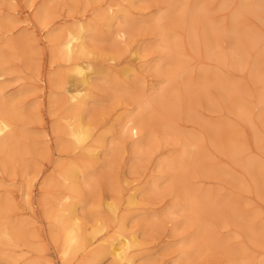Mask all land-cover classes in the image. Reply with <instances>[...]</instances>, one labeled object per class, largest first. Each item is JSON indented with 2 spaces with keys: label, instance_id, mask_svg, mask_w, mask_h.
I'll use <instances>...</instances> for the list:
<instances>
[{
  "label": "bare ground",
  "instance_id": "6f19581e",
  "mask_svg": "<svg viewBox=\"0 0 264 264\" xmlns=\"http://www.w3.org/2000/svg\"><path fill=\"white\" fill-rule=\"evenodd\" d=\"M124 1L130 2V4L135 2V0ZM169 1L172 2L171 0ZM207 1L208 0H195L191 2L190 0H175L171 3L175 11L167 16L169 21L167 20L164 22L165 16L158 17L154 22L147 20L141 21V25L150 28L155 27L154 29L158 28L159 32L162 34L161 42L154 48L164 52L169 63L173 67L172 72L174 73V78L170 80L169 88L167 87L157 98H153L156 93L150 96L152 99L147 101L143 99L144 93L135 95L134 97L132 96L134 101L140 103H138L137 106L139 109L137 113L131 114L130 105H125L123 108L117 109L120 115H122V121L125 122V125L121 131L114 134L112 126L99 132L101 128L98 126L97 122L90 118L88 119L87 116L89 104L95 101L92 92L96 87L98 88L97 80L100 76L108 77L105 66L98 67L92 56L100 55L99 57H107L108 61L112 63L118 59L117 56L110 55L111 53L104 52L106 54H97L93 50L92 46H94V44L91 39H89V34L97 32L99 23L95 21L94 18L90 19L88 15L83 14L80 17L74 18V22L69 26L50 29L51 22H47L46 20L49 17L47 7H41L39 10L37 9L38 11L33 15L30 9L31 7L26 5L23 7L18 4L22 2V0H10L13 12L6 17L7 20L12 16H16L17 19H10V21L19 20L21 23H25L26 26L32 28V36L26 34L25 44L24 41H16L17 39L15 40L11 37V29H6V27L3 29L0 23V31H3L2 34H5L2 37L4 42L3 45L5 46L3 48H8L6 51H10L13 54L19 49L20 45L24 44L26 46L27 40L36 42L37 46L40 45V42H44L48 43L47 45L51 53L52 61H61L63 63V68L59 73L53 72L50 74L37 75L35 81L41 87L43 92L42 97L47 93L46 89L50 93V96H48L50 107H60L63 109L61 116H59V123L53 127V132L58 131L63 135V138H60L58 141V147L71 152L79 151L81 154L67 161L56 162L55 165L59 168L60 172L57 176L50 175L44 177L42 169H33L35 173L31 176L33 177L35 174V178L33 177L32 181L42 180L39 199L34 200L32 198L36 190L34 189V184H32L31 179L27 183L25 192L18 194L19 200L15 197L13 189L9 188L11 187V185H8L9 182L0 179V248H4V251L0 249V259L4 258L11 264H19V262L23 264H57L55 259V256H57L63 264H69V260H71L70 264H105L110 259L111 264H146L150 256L155 254L146 255L139 251L138 247L142 243L141 236L143 232L140 233L136 229H128L130 212L132 209L135 211L137 207L144 203V200L147 198L149 199L151 197L149 196L151 191L155 192L160 189L161 183L159 181L162 178L161 173L165 170V181L163 182H168L169 187L177 186L175 187L177 193L183 196L185 201H187L180 209V213L184 214L183 216L187 222H197L199 225L200 233L193 238L191 242L196 243L198 240L201 242L200 244L198 243L197 249L195 248L196 250H194L193 255L195 259L186 264L221 263V260L224 258V253L219 250L215 244L210 242V237L215 234V231L212 229L215 225L212 224L211 226L208 224L206 220L202 218V214L206 212L214 215L218 211L217 209L225 207L222 209H226V215L236 216L239 212L237 208L239 207L237 206V202L239 201L236 199L221 198V196L220 199H216V197H218L216 193H213L209 189L205 190L201 188L200 186H202V184L195 183L194 179L202 172L214 175L212 177H219L222 174L225 176L226 169L217 166L221 165L222 162L216 165L215 160H213L211 157L212 155H210V152L213 153V150L215 152L214 155H216L217 152L215 150L217 149L218 152H222V154L225 155L227 164L241 165L244 172L252 174L257 184L261 185L264 189L263 164L259 161L257 156L256 158L254 157L256 150L264 149V144L262 142L264 136L260 134V131L257 132L252 128L250 136L246 134L245 127L247 125L251 127L255 124L251 118L250 110H248V114L246 110H244L245 102L243 97L246 91L242 85L243 83L235 81L233 77L224 79L217 72L215 77L208 78L209 75L206 72L199 71L198 75H194V77L197 75V79H194L191 75L193 74V69H191L188 54H190V51H194L204 58L211 59V57L217 56L216 58L219 62H226V59L222 58V54L215 49L216 46H218L220 34L223 33L232 35L238 41V47L241 46L239 48L241 52L233 54L231 57L232 60L238 59L242 55L244 57V53L246 55L248 53L251 54L263 43V32L256 30V28L254 29L252 26H248L249 24L247 23L244 24L245 20L243 21L241 18L247 12H252L258 17H262V12L260 13L259 9H264V3L242 0L231 20L219 24V21H214L213 18L208 15V9L206 7ZM8 13L6 14L8 15ZM101 16L105 20L104 26L107 27L109 32H113L116 38L120 36L124 38L125 41L126 38L129 39L127 35H129V31L132 29L133 25L123 21L125 19L127 20L128 17V10L125 7L115 3H109L103 11L98 12L96 17ZM186 17H189V19H185ZM38 23L43 25L40 30L36 28ZM178 23L188 27L187 37L184 40L180 38L179 32L176 29V27L179 26ZM113 28L115 30H113ZM45 29L48 30L47 35L43 32ZM199 38L202 39L201 42L208 54L205 53V51L200 52L201 42ZM36 45L33 46V48L36 49ZM26 47L28 50H32V46ZM261 47V51L257 50L260 52L257 61L259 65H264L263 45ZM147 49V47L139 45L131 50V53L135 60L144 62V50ZM6 51L0 49V93L4 89L2 79L5 78L8 71L5 65L7 56ZM148 65V67H150V64ZM125 69L127 71L132 70L133 65L128 64ZM49 70H51V68H49ZM256 79L259 81L258 85H260L262 80L259 77H256ZM149 82L150 79H143L144 84L148 83L145 85L143 84V91L145 88L146 90L147 88H153V86H149ZM212 83L222 90V95L227 101L234 102L238 100L240 103L239 109L241 111L239 112L240 116L237 126L233 127L229 125L230 128H232L231 130L225 128V125L217 124L214 126L215 130L211 131L214 139L225 138L229 143H224L222 139H215L219 140V143L217 141L212 142L211 140L214 144L211 143V146H215L216 148L214 149L210 146L213 149L211 151L209 148L207 149L204 145L198 143V137L196 135L192 136V134L185 133L184 137L189 143L184 154L178 160L176 157L175 159L167 157L166 160L159 161L153 173L144 180L143 185H140V183L135 180L137 178H135L131 184H129V187L125 188L126 191L124 192V187L120 181H113L112 178L114 177H112L110 181L113 187V195H111V198L104 200L106 208L105 211L101 213L99 209L101 210L103 206V199L92 198V201L94 200L92 202L86 194L88 191L90 192V187L94 180V172L90 170V167L96 166L100 162L103 164V161L106 165H110L114 161L116 162V160L118 161V156L125 151V147H123L122 144L126 138L133 137L138 139L146 136L144 131L148 129H146L149 125L148 117L154 118L155 120L157 117L159 119L157 115H160V118L162 117L163 119H161V125L164 123L165 128L178 133L180 130L177 125L167 122V119L170 120V118L167 115L168 109L166 106V99L170 101L169 105L171 107L175 106L173 108L174 111L177 109L182 111V108L186 105L184 108L185 112H187V114H193L196 119V117H198V112L196 113L195 108L197 106L195 105L199 97H207V103H209L211 107L214 106L210 98L211 95L207 92L208 86ZM261 83L264 84V79ZM58 90L60 91L57 94L56 92ZM138 92L139 91L136 93ZM105 95L107 96V94ZM257 96L260 98L262 104V106L259 107V114L257 117L263 122L264 88L257 93ZM19 99L20 97L7 98L3 95L0 96V172L4 173V175H6L7 172L10 173V170L14 169L17 163H21L23 172L24 170L27 172L26 168L28 165L26 164L25 155L31 149L36 148L39 143H48L50 142L49 140H51L46 139L44 141H39V139L36 138L37 135L29 133L27 129L17 132V120L27 118V114L21 110V104L19 105L17 103H21L22 99ZM181 103H185V105L183 104V106ZM172 115H175V113ZM206 124L207 128H210L209 123ZM205 131L209 133L208 130ZM109 133L114 134V139L116 138V142H114L112 146L108 145ZM45 136L48 138L47 133ZM178 136L180 137V135ZM23 138L26 140L23 141ZM168 138V141L172 139L170 137ZM151 139H153V137H151ZM27 140L29 141L27 142ZM173 140L174 139H172V141ZM172 141L171 143L175 144L176 140L175 142ZM145 142L146 141H143L142 144V142L139 141V143H136L133 147V152H139L138 157L140 160L142 158L148 159L153 154V152L149 153L147 149H144ZM147 142H149L148 139ZM166 145L168 144L165 143V146ZM45 147H47V152L48 150L50 151L49 145ZM45 147H43L44 150ZM206 149L208 152L210 150L209 154ZM43 152L45 153V151ZM165 161L166 163H163ZM207 163L213 166L216 165L217 167H211ZM24 165H27V167ZM113 165H115V163ZM16 166H18V164ZM29 169L30 164L28 170ZM229 169L227 168V170ZM5 170L9 171L3 172ZM32 172L30 171V174ZM230 172L231 171H229V173ZM31 176L29 178H31ZM126 181L127 179L125 178V182ZM63 186L65 187V191L59 189L57 191L55 190V187L59 188ZM23 197L27 200V206L23 204L24 208H20L18 203ZM124 200L125 202H123ZM80 203L89 204L88 210H81ZM39 208L44 210L43 213L45 216L39 217ZM24 209L26 211H24ZM13 212H16L15 214L17 215H22V219L17 221L14 220L10 215V213ZM25 212H30V216L28 217L27 214L24 215ZM218 215L219 214L215 215L216 218H221ZM145 216L148 217V215ZM146 217H144V219ZM159 220L160 218L155 216L153 222ZM38 223L41 225H46L48 223L47 233L44 232L43 227L42 229H37L33 226ZM36 229L37 235L35 233ZM259 229L258 227H253L250 228V232L253 234L261 232ZM34 234L37 238L39 237L42 242L49 240L54 245V252L48 251V245H43L40 242V246L37 247V245L31 241V237H34ZM36 244L38 243L36 242ZM170 245L169 243L164 245L162 250H168ZM31 248L33 250H30ZM32 251L34 253L37 252L36 255H34ZM185 251L186 248H184L180 256H183ZM155 257V259L151 258L154 260L152 264H159V262H157L159 261V257L156 255ZM75 261L76 263H74ZM174 263H176V261L172 262V264ZM177 264H179V261H177ZM236 264H264V259L260 262L252 263L246 258H243Z\"/></svg>",
  "mask_w": 264,
  "mask_h": 264
},
{
  "label": "rangeland",
  "instance_id": "374dc122",
  "mask_svg": "<svg viewBox=\"0 0 264 264\" xmlns=\"http://www.w3.org/2000/svg\"><path fill=\"white\" fill-rule=\"evenodd\" d=\"M171 1L173 2L175 0ZM190 1L194 2L195 0ZM241 1L242 0H208L206 2V7L208 9L207 13L214 21L217 20L219 21V24H223L231 20L237 8L241 4ZM253 1L264 3V0H249V2ZM172 2L169 0H135L133 4H130V2L124 0H22V2H19L18 4L23 7H25V5L31 7L30 9L33 15L36 11L41 9V7H47L49 17L46 20L47 22H51L50 29H53L54 27L62 28L69 26L74 22V18L80 17L83 14L88 15L90 19L94 18L95 21L99 23L97 26V32L89 34V39H91L94 44V46H92L93 50L97 54L111 53L110 55H115L118 59L112 63L108 61L107 57H99L100 55L92 56L98 67L105 66L108 77L106 78L100 76L97 80L98 88L96 87L92 92L95 97V101L89 104L87 116L88 119L90 118L97 122L98 126L101 128L99 132H102L109 126H112L113 133L116 134L121 131L125 125V122L122 121V115H120V112L117 109H120L121 107L123 108L125 105H130L131 114L137 113L139 111L137 108L139 102L134 101L133 97L135 95L144 93L143 99L147 101L152 99L150 96H153L154 93H156L153 98H157V96L162 94L167 87L169 88L170 80L174 78V73L172 72L173 67L169 63V60L165 56L164 52L154 48L161 42L162 34L159 32L158 28L154 29L155 27L150 28L141 25V21L147 20L154 22L160 16L166 17L164 22L167 20L169 21L167 16L171 15L173 11H175L173 4H171ZM109 3L118 4L128 10L127 20L125 19L123 21L133 25V27L130 29V33L127 35L129 39L126 38V41L120 36H117V39L113 32H109L107 27L104 26L105 20L102 16L96 17L98 12L103 11ZM12 12L13 8L10 0H0V23L3 26V29L5 27L6 29H11V37L15 40L17 39L16 41H24L25 44L26 34L32 36V28L26 26L25 23H21L19 20L10 21V19H17L16 16H12L9 20H7L6 17ZM259 12H262V17H258L252 12H247L242 16L241 20H245L244 24L247 23L249 24L248 26H252L260 32L262 31L264 37V9H259ZM6 13H8V15ZM185 19L188 20L189 17H186ZM178 25L179 26H177L176 29L179 32L180 38L184 40L187 37L188 27L179 23ZM42 26V24L38 23V26L36 27L37 30H40ZM115 29L113 28V30ZM2 32L3 31H0V49H4L6 51L8 48H3L5 46L3 45L4 42L2 37L5 34H2ZM43 32L45 35L48 34L47 29L43 30ZM201 40L202 39L199 38L200 42ZM24 44L20 45L19 49H17L13 54L10 51H6L7 56L5 59V65L8 71L5 78L2 79L4 89L1 91L0 96L3 95L7 98L20 97L19 100L22 99L21 103H17L19 105L21 104V110L27 114L26 117L28 119L25 118L17 120V132L27 129L29 133L37 135L36 138L39 139V141H44L46 139L51 140H49L50 142L48 143H39L36 148L31 149L25 155L28 167L27 165L24 166L27 167V172H25V170L23 172V166L21 163H17L18 166H16V164L15 168L10 170V173L7 172V174L4 175V173L0 172V179L9 182L8 185H11L9 188L13 189L17 200H19L18 194L25 192L27 183L31 179L32 184H34V189L36 190L32 197L35 200L40 198V186L42 180L32 181V178L35 176V174L33 177L31 176L35 173L33 169H42L44 177L50 175L57 176L60 172L59 168L55 165L56 162L67 161L73 157L75 158L81 154V152L66 151L64 148L58 147V141L60 138H63V135L58 131L53 132V127L59 123V116H61L63 109L60 107H50L48 99L50 93L46 89L47 93H45V96L42 97L43 92L41 87L35 81L37 75L50 74L53 72L59 73L63 68V63L61 61H52L51 53L47 45L48 43L40 42V45L37 46L36 42L27 40L26 46H32V50H28ZM35 45L37 46L36 49L33 48ZM139 45L148 48L147 50H144V62L135 60L133 54L131 53V50ZM238 45V41L232 35L227 33L220 34L219 43L215 49L222 54V58H225L226 62H219L216 58L217 56L207 59L194 51H190L188 59L191 69H193V74L191 75L195 79L199 71H204L209 75L208 78H210L215 77L217 72L224 79L233 77L235 81L243 83L242 85L246 91L243 97L245 102L244 110H246L247 114L248 110H250L251 118L255 124L251 127L247 125L249 129L247 126H244L246 134L250 136L252 128L257 132L260 131V134L264 136V121L261 122L257 117L259 114V107L262 106L257 93L264 88V84L261 83L264 79V65H259L257 58L260 54L258 51L262 50H260L262 45L264 48V41L261 46L259 45L258 49H254L255 51L252 50L253 52L251 54L248 53L246 55L244 53V57L242 55L240 58L232 60L231 57L233 54L241 52L239 49L241 46L238 47ZM204 51L207 53L203 43L201 42L200 52ZM128 64L133 65L132 70L127 71L125 69ZM148 64H150V67H148ZM49 68H51V70H49ZM195 74L197 75L194 77ZM256 77H259L262 80L260 85H258L259 81ZM143 79H150L149 86H153V88H147V90L145 88L143 91L144 85L148 84H144ZM59 91L60 90L56 93L58 94ZM137 91L140 93H136ZM207 92L210 93V98L212 99L214 106L211 107L209 103H207V97H199L195 105L197 106L195 108L196 113L198 112V117H196V119L193 114H187V112H185V103H181V105H185H183L184 107L182 108V111L179 109L174 111L173 108L175 106L171 107L169 105L170 101L168 99H166L167 101L165 100L167 102L166 106L168 109L167 115L170 118V120L167 119V122L177 125L180 130L178 133L165 128L163 123L164 121L161 125V121L163 119L162 117L160 118V115H157L159 116V119L156 116L157 118L155 120L154 118L148 117L147 119L149 125L146 127V129H148L147 131H144L146 136L138 139L133 137L126 138L122 144V146L125 147V151L123 154L118 156V161H114L110 164L111 166L106 165L103 161V164L100 162L98 165L90 167V170L94 172V180L92 186L90 187V192L88 191L86 194L90 198V201H92V198L103 199V206L101 207V210L99 209L101 213H103L106 208L104 200L111 198V195H113V187L110 180L113 179V181H120L124 187V192L126 191L125 188L129 187V184H131L135 178H137L135 180H137L140 185H143L144 180L153 173L154 168H156L159 161H163L164 159L166 160L167 157L174 159L176 157L178 160L184 154V151L188 148L189 143V141L184 137L185 133L192 134V136L196 135L198 137V143L200 145H204L207 149L209 148L211 151L213 150L212 148L216 149L215 146H211V143L213 141H217L219 143V140L215 139H222L224 143H229L225 140V138L214 139L211 131L215 130L214 126L217 124L225 125V128H229L231 130L232 128H230L229 125L233 127L237 126L240 116L239 112L241 111L239 109L240 103L238 100L234 102L227 101L222 95V90L213 83L208 86ZM105 94H107V96ZM174 113L175 115H172ZM151 121L154 123L152 124ZM206 123H209L210 128H207ZM205 130H208L209 133ZM46 133L48 134V138L45 136ZM114 134H108L109 146H112L114 142H116ZM178 135H180V137ZM151 137H153V139H151ZM168 137L174 139V142L176 140L175 144L171 143L172 139L168 141ZM147 139L150 143L147 142ZM25 140L26 139L23 138V141ZM28 141L29 140H27V142ZM139 141H141L142 144L143 141H146L144 143V149H147L149 153L153 152L150 158H144L145 160L142 158L140 160L138 157L139 152H133L134 145L139 143ZM217 142L214 143L218 144ZM262 142L264 144V140H262ZM165 143L171 146H165ZM47 145L50 146V151L48 150V152L46 151L47 147H45ZM43 147H45V150ZM41 148L45 151V153ZM207 149L206 151L209 154L210 150L208 152ZM215 151L219 156L217 154V156L214 155V150L213 153L210 152V155H212L211 157L215 160L216 165L217 163L219 164V162H222L221 165L217 166L226 169L225 176L222 174L220 176L218 175L220 178L212 177L214 175L202 172L194 179V182H197L198 184L201 183V188L205 190L209 189L213 193H216L219 197H216V199H220V196L221 198L226 199H236L239 201L237 202L239 212L236 216H229L226 215V209H222L225 207H222L217 209L218 211L214 215L206 212L202 214V218L206 220L208 224L211 226L212 224L215 225V227H212L215 234L210 237V242L215 244L217 248L224 253V258L221 260L220 264H236L243 258H246L252 263L260 262L264 259V189L261 185L257 184L256 179L252 176V174L244 172L241 165H233L231 163L227 164L225 155H223L222 152H218L217 149ZM255 152L256 154H254V157H258L259 161L263 164L264 170V149L256 150ZM114 163L115 165H113ZM163 163H166V161ZM29 164L31 169L29 170L31 172L33 171L31 174L28 170ZM207 164L211 167H217L216 165L213 166L212 164ZM227 168L229 170H227ZM6 171L9 170H5L3 172ZM229 171L231 172L229 173ZM165 172L166 171L163 170L161 173L162 178L159 181L161 183L160 189L155 192L151 191V194L149 195L151 197L149 199L147 198L144 200V203L137 207L135 211L133 209L131 210L128 229H136L140 233L143 232L141 236L142 243L138 247L139 251L146 255L155 254L159 257V261H157L159 264H172L173 261H176L174 264H177V261H179V264H186L187 262L195 259L193 255L194 250L197 249V245L201 242L200 240L196 243L191 242V240L200 233L199 225L197 222H187L183 216L184 214L180 213V209L187 201H185L183 196L177 193L175 188L177 186H170V188L168 186V182H163L165 181ZM30 176L31 178H29ZM125 178L127 179L126 182ZM58 189L65 191L64 186L59 188L55 187L56 191ZM25 200L26 199L23 197L18 203L20 208H24V205L27 206V200ZM123 202H125V200ZM80 206L81 210L87 211L90 205L80 203ZM39 210V217L45 216L43 213L44 210L40 208ZM24 211L26 210L24 209ZM15 213L16 212L10 213L14 220L17 221L22 219V215H17ZM29 213L30 212H25L24 215L27 214L29 217ZM216 214H219L218 216L221 218L217 219L215 216ZM145 215H148V217ZM155 216H158L160 220L153 222ZM144 217L146 218L144 219ZM33 226L37 229H42L43 227L44 232L48 230V223L46 225L38 223ZM253 227L260 228L259 230L261 232L254 234L251 233L250 228ZM37 229L35 230L36 235ZM31 241H33L37 247L40 246L39 242L43 245H48V251L50 252H54L55 250L54 245L49 240L42 242L39 237L37 238L35 236V234L34 237H31ZM36 242L38 244H36ZM168 243L169 245L171 244L169 249L166 251L162 250V247ZM184 248H186V251L184 254L182 253L183 256H180ZM0 249L2 251L4 248L1 247ZM30 250L33 249L31 248ZM36 253L37 252H33L34 255H36ZM155 255L150 256L148 261H146V264H152V261H154L152 259L156 258ZM55 259L57 264H63L59 257L55 256ZM70 261L71 260H69V264ZM74 263H76V261ZM0 264L11 263L6 259L1 258ZM19 264L23 263L19 262ZM105 264H111V259Z\"/></svg>",
  "mask_w": 264,
  "mask_h": 264
}]
</instances>
